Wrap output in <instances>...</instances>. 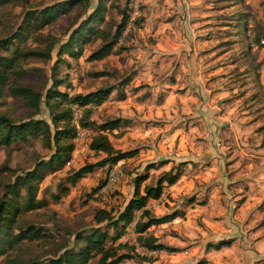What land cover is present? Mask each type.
<instances>
[{
	"label": "rangeland",
	"instance_id": "rangeland-1",
	"mask_svg": "<svg viewBox=\"0 0 264 264\" xmlns=\"http://www.w3.org/2000/svg\"><path fill=\"white\" fill-rule=\"evenodd\" d=\"M61 1L0 3V38L16 30L27 8ZM97 1L70 5L40 29L25 31V38L18 41L22 49L53 44L48 58H21L19 72H11L8 82L30 84L43 95L55 73L65 78L58 88L68 94L107 85L114 88L106 99L84 107L89 109L86 132L73 138L69 160L43 171L37 196L45 198V205L17 216L23 224L42 226L45 237L22 240L6 249L0 254V264L45 261L58 253L59 244L71 246L75 232L98 225L93 219L96 209L116 214L132 193L137 174H146L140 187L154 185L170 166L172 172H179L178 178L172 184L161 183L159 199L147 203L155 215L180 213L151 227L172 246L189 248L170 262H194L202 257L204 264H264V91L259 80L264 47L258 44L264 34V0H101L100 15L90 24L111 33L121 14H126L120 40L104 57L88 59L102 42L88 32L81 54H63L53 67L58 44L89 17ZM126 77L128 81L119 84ZM6 85L0 91V114L16 121L25 118L30 109L9 95ZM40 102L32 118L46 120L52 129L43 97ZM116 117L120 124L107 131L110 142L119 150H137L120 159L118 178L107 181L112 163H106L74 183L67 182L68 174L78 166L104 155L90 149L88 141L97 124ZM51 151L38 134L0 144V195L2 185L14 174ZM162 158L169 160L145 170V164ZM19 191L23 193L22 188ZM131 228L120 240L133 241ZM227 237L232 238L228 245L206 248L207 242ZM85 264H95V257ZM121 264L151 263L123 259Z\"/></svg>",
	"mask_w": 264,
	"mask_h": 264
},
{
	"label": "trees",
	"instance_id": "trees-1",
	"mask_svg": "<svg viewBox=\"0 0 264 264\" xmlns=\"http://www.w3.org/2000/svg\"><path fill=\"white\" fill-rule=\"evenodd\" d=\"M4 1L6 0H0V3ZM79 1L81 0H63L58 3L46 4L40 8H27L16 30L9 36L0 38V91L6 82L9 95L18 97L30 109L25 118L17 121L9 115L0 114V144L8 145L16 139H25L27 134H38L45 139L47 146L52 147L51 153L46 158L36 159L30 168L14 174L11 181L2 185L3 193L0 195V233L2 234L0 254L5 253L6 249L16 247L22 240L45 237L42 226L23 224L17 216L25 211L45 205V198L37 196L38 182L42 179L43 171L54 170L70 158L75 136L74 127L71 123V106L74 103L84 105V107L88 104H98L106 99L114 88L112 85H107L84 93L68 94L58 88V85L66 82L65 78L51 73L50 85L42 95L38 90H34L30 84L17 83L14 79L7 81L11 72L14 74L19 72L17 66L21 58L29 56L48 58L50 56L53 43L46 44L40 49L19 48L18 41L25 38V31L33 32L40 29L50 23L58 13L65 11L70 5ZM102 6L101 0H98L96 8L89 17L86 20H81L71 29L67 38L58 44L56 57L52 63L53 67L63 60V54L78 57L81 54L82 45L88 40V32L90 34L94 32L102 40L101 44L88 54V59H98L111 52L125 25L126 14H121L120 21L111 33L105 29L94 28L90 22L98 19ZM127 81L128 77L123 78L119 84H125ZM123 95L124 93L120 92L119 98H122ZM42 97L52 129L46 120L32 118V115L39 108ZM88 111V108L83 109L80 120L82 126L86 125L85 115ZM119 124V117L106 119L97 124L96 131L92 132L89 138L88 147L94 151H101L104 155L93 162L78 166L68 174L67 182L74 183L79 177L91 172L95 167L114 163L136 153V148L119 150L110 142L107 131L118 127ZM168 160L162 158L155 162H148L145 164V170L162 165ZM178 163L182 164L184 161ZM172 169L173 167L170 166L164 170L156 178L154 185L142 184L141 187L140 183L146 178V174L145 172L144 174H137L132 181V193L116 214L105 208L96 209L93 213V219L98 225L75 232L71 246L59 244L56 250L58 253L45 261L27 259L24 264H85L93 257H95V264H120L121 260L132 258L139 261H151L152 256L145 254L142 250H176L174 246L159 242L148 227L152 224L169 221L180 213L173 210L161 215H154L146 206L149 198L160 196L161 183L172 184L178 178L179 172L177 170L172 172ZM21 188L23 193L19 191ZM131 225L134 234L133 241L120 240L119 238L126 233V229ZM231 239V237H227L220 238L213 243L207 242L206 248L217 249L223 245H228ZM205 262L206 259L200 257L194 262L183 264H203ZM13 264H18V261H14Z\"/></svg>",
	"mask_w": 264,
	"mask_h": 264
},
{
	"label": "crops",
	"instance_id": "crops-1",
	"mask_svg": "<svg viewBox=\"0 0 264 264\" xmlns=\"http://www.w3.org/2000/svg\"><path fill=\"white\" fill-rule=\"evenodd\" d=\"M262 2V1H261ZM263 22H264V20H263ZM262 47V46H261ZM260 71H261V76H260V84H261V88H262V91H264V62L263 63H261V65H260ZM170 162V161H169ZM154 199H156V198H149L148 200H150V201H152V200H154ZM159 199V198H158ZM148 200H147V203H148ZM147 203H146V206L148 207V205H147ZM243 206V204H241V205H239L238 207H236L237 208V210L239 211L240 210V208ZM149 208V207H148ZM150 209V208H149ZM190 210L191 209H194V208H189ZM164 213H167V212H164ZM155 215V214H154ZM157 215V214H156ZM161 215V214H160ZM184 215H186V213H184ZM167 222V221H166ZM166 222H161V223H158V224H152V225H150L149 227H148V229L150 230V232L154 235V236H156L157 237V240L159 241V242H163V243H166V244H169V245H173V244H170V242H169V240H166V239H162V238H158V235L157 234H155L154 232H152L151 231V227H154V226H159V225H162V224H165ZM120 239V238H119ZM231 242V241H230ZM180 244H174V247L176 246V247H179V249H177V250H174V251H165V250H162V249H159V250H142L145 254H147V255H151L152 256V260L151 261H139V260H137V259H134V258H132V259H134V260H137V261H139V262H141V263H145V262H150L151 264H173V263H171L170 261H171V259L173 258V257H179V256H183V255H185V253H187V251H189V248L187 247V248H184V246H179ZM224 246V245H223ZM182 248H184V249H182ZM212 248V247H211ZM218 249V248H217ZM206 259V258H205ZM197 260V259H196ZM195 260V261H196ZM121 262H122V260L120 261V264H121ZM186 262H190V261H188V260H183V261H181L180 263H177V264H183V263H186ZM191 263V262H190ZM206 263V262H205ZM204 264V263H203Z\"/></svg>",
	"mask_w": 264,
	"mask_h": 264
},
{
	"label": "built area",
	"instance_id": "built-area-1",
	"mask_svg": "<svg viewBox=\"0 0 264 264\" xmlns=\"http://www.w3.org/2000/svg\"><path fill=\"white\" fill-rule=\"evenodd\" d=\"M121 36L122 34L119 35L118 40H120ZM258 44L264 47V34L259 36ZM83 109H84V105L81 104L74 103L71 106V123L74 127V133H75L74 138H80L86 132V129L80 123L81 117L83 115ZM119 161L120 159L111 164L109 171L107 172L108 182L115 181L118 178V176L121 174V170L117 167L119 165Z\"/></svg>",
	"mask_w": 264,
	"mask_h": 264
}]
</instances>
